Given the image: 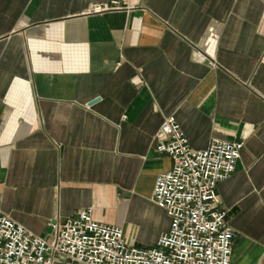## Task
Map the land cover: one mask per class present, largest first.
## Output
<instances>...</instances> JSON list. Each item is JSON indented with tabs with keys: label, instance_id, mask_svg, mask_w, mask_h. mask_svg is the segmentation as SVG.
Returning <instances> with one entry per match:
<instances>
[{
	"label": "crops",
	"instance_id": "crops-1",
	"mask_svg": "<svg viewBox=\"0 0 264 264\" xmlns=\"http://www.w3.org/2000/svg\"><path fill=\"white\" fill-rule=\"evenodd\" d=\"M169 116L194 150L243 143L216 207L231 264H264V0H0V211L29 232L92 207L154 245Z\"/></svg>",
	"mask_w": 264,
	"mask_h": 264
},
{
	"label": "built area",
	"instance_id": "built-area-1",
	"mask_svg": "<svg viewBox=\"0 0 264 264\" xmlns=\"http://www.w3.org/2000/svg\"><path fill=\"white\" fill-rule=\"evenodd\" d=\"M154 140L155 151L172 159L152 189L153 203L170 220L154 245L128 246L123 229L95 221L92 207L62 223L52 221L50 240L0 211V264H52L56 255L67 264H231L237 233L226 221V210L216 207V189L235 170L243 143L212 139L194 150L173 116L161 123Z\"/></svg>",
	"mask_w": 264,
	"mask_h": 264
},
{
	"label": "bare ground",
	"instance_id": "bare-ground-1",
	"mask_svg": "<svg viewBox=\"0 0 264 264\" xmlns=\"http://www.w3.org/2000/svg\"><path fill=\"white\" fill-rule=\"evenodd\" d=\"M95 6V5H94Z\"/></svg>",
	"mask_w": 264,
	"mask_h": 264
}]
</instances>
